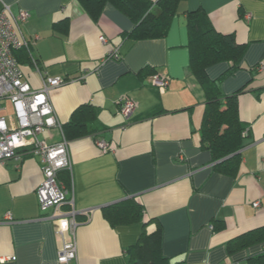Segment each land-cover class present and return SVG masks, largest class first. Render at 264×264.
Here are the masks:
<instances>
[{
	"label": "crops",
	"instance_id": "1",
	"mask_svg": "<svg viewBox=\"0 0 264 264\" xmlns=\"http://www.w3.org/2000/svg\"><path fill=\"white\" fill-rule=\"evenodd\" d=\"M5 6L14 16L29 14L21 31L35 63L22 64L25 79L35 89L42 74L66 79L51 90L61 125L39 138L68 142L78 211L70 230L77 240L73 264H128L125 248L143 227L158 226L172 262L248 264L250 255L264 252V241L234 254L227 248L231 238L264 226V0H182L167 35L149 39L124 36L134 23L111 3L96 20L78 0H0V12ZM198 8L218 31L246 45L241 67L221 83L225 94L243 88L237 102L249 127L236 175L216 170L202 148L207 98L189 67L187 23ZM116 48L120 58L109 57ZM145 66L169 78L165 90L152 84V74H139ZM228 67L223 61L207 70L217 78ZM123 94L138 104L129 118L119 112ZM0 104V116L14 113L10 99ZM84 104L97 110L92 132L69 138L64 124ZM97 139L110 144L107 152ZM21 153L0 162V256L16 257L0 264H61L57 222L45 217L53 209L45 213L36 193L44 179L40 157ZM128 197L142 204V222L110 225L103 207ZM213 219L225 227L214 230Z\"/></svg>",
	"mask_w": 264,
	"mask_h": 264
},
{
	"label": "trees",
	"instance_id": "2",
	"mask_svg": "<svg viewBox=\"0 0 264 264\" xmlns=\"http://www.w3.org/2000/svg\"><path fill=\"white\" fill-rule=\"evenodd\" d=\"M182 0H78L84 10L94 19H98L107 3L113 4L134 23L125 31L124 36L134 39L161 38L167 35L171 21L177 13ZM190 53L189 67L206 93V104L200 127L202 148L209 149L215 161V169L228 175H236L241 164V149L244 147L243 133L249 127L240 117L237 95L222 91L221 83L234 74L240 67L246 51V45L238 43L231 33L218 31L211 23L207 13L198 8L188 15ZM58 25V23H55ZM18 62L33 64L28 47L15 50ZM112 56L110 53L109 57ZM228 62L229 67L217 78H211L208 68L219 62ZM157 71L149 66L143 67L139 74H154ZM97 120V110L92 104L78 107L64 131L69 138L86 135L90 125ZM58 178L67 187H71L72 176L69 169H61ZM104 218L115 226L142 222L143 206L135 197L106 205L102 209ZM145 225V223H144ZM214 230L225 227V221L213 219ZM264 241V226L243 232L227 243L228 252L234 254L253 244ZM128 264H184L172 262L162 252V231L157 227L147 231L143 227L136 243L125 248ZM248 264H264V252L250 255Z\"/></svg>",
	"mask_w": 264,
	"mask_h": 264
},
{
	"label": "built area",
	"instance_id": "3",
	"mask_svg": "<svg viewBox=\"0 0 264 264\" xmlns=\"http://www.w3.org/2000/svg\"><path fill=\"white\" fill-rule=\"evenodd\" d=\"M28 16L26 11L14 16L7 6L0 12V99L8 98L14 106L12 115L7 118L0 116V162L21 157L22 151L40 157L44 174L42 183L36 189L40 207L45 213L53 209V213L45 214V217L57 222V232L62 239L58 252L59 262L73 264L77 259V240L74 234H70V230H74L77 224L78 211L74 207L73 190L58 178L61 169L66 168L72 172L68 142L62 140L49 144L39 138L41 133L61 125L52 102L51 90L62 85L66 79L42 74L40 89L33 88L25 79L15 50L22 46L29 47L30 42L21 31V23ZM101 39L107 41L104 36ZM111 53L112 57L120 58L117 48ZM151 82L163 91L169 84V78L154 73L151 75ZM118 105L119 112L129 118L138 104L128 94H123ZM97 144L103 152L110 148V144L101 139H97ZM260 204V201L254 203L256 207ZM15 258L0 256V262Z\"/></svg>",
	"mask_w": 264,
	"mask_h": 264
}]
</instances>
